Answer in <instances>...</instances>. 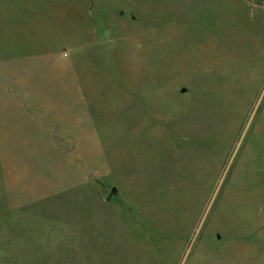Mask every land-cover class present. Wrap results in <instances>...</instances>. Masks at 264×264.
I'll return each mask as SVG.
<instances>
[{
  "label": "rangeland",
  "instance_id": "rangeland-1",
  "mask_svg": "<svg viewBox=\"0 0 264 264\" xmlns=\"http://www.w3.org/2000/svg\"><path fill=\"white\" fill-rule=\"evenodd\" d=\"M216 2L0 0V261L264 264V0Z\"/></svg>",
  "mask_w": 264,
  "mask_h": 264
},
{
  "label": "crops",
  "instance_id": "crops-1",
  "mask_svg": "<svg viewBox=\"0 0 264 264\" xmlns=\"http://www.w3.org/2000/svg\"><path fill=\"white\" fill-rule=\"evenodd\" d=\"M222 3L223 4H225V2H223V0H217V2H216V5H217V7H216V12L214 11L215 9H212L213 11L207 16V15H205L204 16V14H201V17H200V19H201V21H204V20H207V19H212V18H214L213 20H214V23H215V25H209L210 24V20H208L207 21V24L209 25V27H210V29L212 30V28H214L216 25H217V22L219 21V18H220V11H219V8H221V6H222ZM233 4H234V6L235 5H239L240 4V2H237V1H235V2H233ZM207 16V17H206ZM205 22V21H204ZM206 23V22H205ZM207 30H208V26L206 25V27H205ZM235 29V28H234ZM204 31V30H203ZM221 41V42H220ZM233 42H235L233 39H230V38H228V29L225 31V33L224 34H222L220 37H217L216 38V47H215V51L216 52H218V50H220L221 48L225 51H228L229 49H231L232 48V44L231 43H233ZM220 43V44H219ZM220 45V46H219ZM204 57H202V60L204 61ZM3 242V244H5L6 243V241H2ZM0 245H2V243H0ZM15 245V244H14ZM7 260H8V262H5V261H0V264H9V261H11L8 257H7Z\"/></svg>",
  "mask_w": 264,
  "mask_h": 264
},
{
  "label": "bare ground",
  "instance_id": "bare-ground-1",
  "mask_svg": "<svg viewBox=\"0 0 264 264\" xmlns=\"http://www.w3.org/2000/svg\"><path fill=\"white\" fill-rule=\"evenodd\" d=\"M197 2V1H196ZM193 3V2H192ZM195 3V2H194ZM193 30V29H192ZM195 31V30H194ZM199 41H201V40H199ZM195 70V69H194ZM181 157V156H180Z\"/></svg>",
  "mask_w": 264,
  "mask_h": 264
},
{
  "label": "water",
  "instance_id": "water-1",
  "mask_svg": "<svg viewBox=\"0 0 264 264\" xmlns=\"http://www.w3.org/2000/svg\"><path fill=\"white\" fill-rule=\"evenodd\" d=\"M183 91H185V88L183 89Z\"/></svg>",
  "mask_w": 264,
  "mask_h": 264
}]
</instances>
